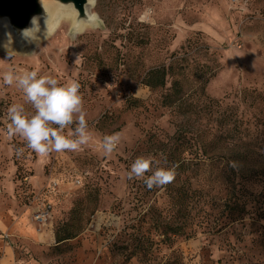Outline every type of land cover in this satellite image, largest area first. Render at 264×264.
<instances>
[{"label": "rangeland", "instance_id": "374dc122", "mask_svg": "<svg viewBox=\"0 0 264 264\" xmlns=\"http://www.w3.org/2000/svg\"><path fill=\"white\" fill-rule=\"evenodd\" d=\"M89 10L94 27L75 34L72 20H63L21 53L0 51V257L10 246L20 258L28 238L42 264H264V197L254 196V187L242 218L230 221L222 185L204 183L198 155L186 156L188 172L181 168L166 186L194 189L185 203L190 214L177 217L189 219L192 236L169 240L162 229L173 212L159 214L164 189L144 183L157 168L171 169L172 136L181 125L197 136L204 98L231 100L244 88H264V0H95ZM159 68L165 84L150 88L147 74ZM33 70L61 84L79 82L92 137L80 151L40 156L8 135L12 104L29 117L35 110L3 74ZM168 93L190 94L199 112L166 105ZM116 132L121 142L103 155V137ZM140 156L155 163L129 179ZM41 213L44 220L36 218ZM30 224L48 238L26 234Z\"/></svg>", "mask_w": 264, "mask_h": 264}, {"label": "trees", "instance_id": "16d2710c", "mask_svg": "<svg viewBox=\"0 0 264 264\" xmlns=\"http://www.w3.org/2000/svg\"><path fill=\"white\" fill-rule=\"evenodd\" d=\"M164 84L163 69H152L148 72L147 85L150 88ZM174 89L179 92L178 87ZM228 97L209 98L206 103L205 98L203 99L204 104L200 109L203 123L196 130L197 136H194L189 127L181 125L172 136L177 145L173 147L174 151H171L168 159L170 168L175 172L181 168L188 172L189 165L185 157L192 158V153H195V156L197 154L196 158L204 173L208 175L204 183L217 182L222 185L221 190L225 194L224 205L231 208L227 217L230 221H237L242 218L238 216L246 212L244 208L250 198L247 189L254 187L255 192L259 189L258 193L252 194L264 197V88H244L236 92L233 99L229 100ZM164 101L166 105H175L181 111L199 112L190 94L181 96L178 93H168ZM162 187L167 199L162 201L159 214L173 212L163 226V235L169 240L179 235H183L185 239L190 238L192 223L189 219L183 222L177 217L190 214L185 203L193 199L194 189L190 190L186 184L176 189L166 185ZM182 206L186 213L183 212ZM216 228L210 227L214 232L219 230ZM65 238L68 237L59 238L58 241Z\"/></svg>", "mask_w": 264, "mask_h": 264}, {"label": "clouds", "instance_id": "9594fccd", "mask_svg": "<svg viewBox=\"0 0 264 264\" xmlns=\"http://www.w3.org/2000/svg\"><path fill=\"white\" fill-rule=\"evenodd\" d=\"M149 12L150 10H146L141 20H144ZM33 23L36 28L38 24L36 18H33ZM29 31L31 30H26V33ZM2 78L6 85L15 83L35 110L29 117L23 105L12 104L7 113L10 121L7 127L9 136H21L26 141L27 148L40 156H46L52 151L77 152L91 141L82 97L79 95V82L73 80L61 84L51 76H38L36 70L19 74L8 71ZM73 124H75L73 131L65 136L64 130ZM121 139L120 132L105 135L100 144L103 155H111ZM22 152L23 149L17 150V154ZM153 163L155 162L151 157H137L131 164L128 178L144 177L146 172L151 171ZM174 177V169L157 168L144 180V183L147 188L152 189L154 186H163L172 182Z\"/></svg>", "mask_w": 264, "mask_h": 264}, {"label": "water", "instance_id": "95a60500", "mask_svg": "<svg viewBox=\"0 0 264 264\" xmlns=\"http://www.w3.org/2000/svg\"><path fill=\"white\" fill-rule=\"evenodd\" d=\"M94 2L87 0L86 7V0H0V33L19 45L34 31L33 18L41 23L50 22L58 8L73 11L75 24L82 20L97 21L88 11Z\"/></svg>", "mask_w": 264, "mask_h": 264}, {"label": "bare ground", "instance_id": "6f19581e", "mask_svg": "<svg viewBox=\"0 0 264 264\" xmlns=\"http://www.w3.org/2000/svg\"><path fill=\"white\" fill-rule=\"evenodd\" d=\"M92 4V3H91ZM90 6V5H89ZM90 7H88V11L91 15L96 17L94 13L90 12ZM74 12L71 10H64V9H56L53 13V17L50 22L41 23L38 22L37 27L34 31L30 32L23 42L19 45L14 44L7 36L0 33V51L8 50L21 53L24 50V47H33L36 42L40 41L41 39L49 36L63 20H72L70 25V29L73 33H78L87 27H94L97 25V21H85L82 20L79 23L75 24L74 22ZM31 36V37H30ZM34 37V38H32Z\"/></svg>", "mask_w": 264, "mask_h": 264}, {"label": "crops", "instance_id": "0c3cea01", "mask_svg": "<svg viewBox=\"0 0 264 264\" xmlns=\"http://www.w3.org/2000/svg\"><path fill=\"white\" fill-rule=\"evenodd\" d=\"M5 225L0 220V230L3 229ZM28 231L26 234H29L31 237L37 238L38 241L42 242L46 238H48V235L44 237V234L47 233H41L36 230L34 224H30L27 226ZM29 237V238H31ZM32 239V238H31ZM27 247L26 249H20L21 254L20 258H16L15 255V249H12L10 246H6L3 251V255L0 257V264H42L39 261H37V254L40 252V249L35 247L31 244V240L27 238ZM35 255V257L33 256Z\"/></svg>", "mask_w": 264, "mask_h": 264}, {"label": "built area", "instance_id": "2783aa9c", "mask_svg": "<svg viewBox=\"0 0 264 264\" xmlns=\"http://www.w3.org/2000/svg\"><path fill=\"white\" fill-rule=\"evenodd\" d=\"M36 218L39 220H44L45 215H44V213H41V214L37 215Z\"/></svg>", "mask_w": 264, "mask_h": 264}]
</instances>
